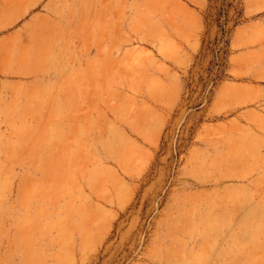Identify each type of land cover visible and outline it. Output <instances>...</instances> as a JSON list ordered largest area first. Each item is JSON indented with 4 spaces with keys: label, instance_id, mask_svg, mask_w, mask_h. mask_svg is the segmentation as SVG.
Returning a JSON list of instances; mask_svg holds the SVG:
<instances>
[{
    "label": "rangeland",
    "instance_id": "1",
    "mask_svg": "<svg viewBox=\"0 0 264 264\" xmlns=\"http://www.w3.org/2000/svg\"><path fill=\"white\" fill-rule=\"evenodd\" d=\"M192 5L0 0V264H264V0Z\"/></svg>",
    "mask_w": 264,
    "mask_h": 264
},
{
    "label": "crops",
    "instance_id": "2",
    "mask_svg": "<svg viewBox=\"0 0 264 264\" xmlns=\"http://www.w3.org/2000/svg\"><path fill=\"white\" fill-rule=\"evenodd\" d=\"M202 3H205V0H189V30H193L195 32V34H198L201 30V28L203 27V16L201 15V13L199 12V10L197 9V7L193 6L192 4L195 5H200ZM193 50L189 49V53H191ZM40 54V52L35 51V56ZM39 58V57H37ZM36 60V58H35ZM41 69L34 67V69H32L31 73H28L26 75H31V76H41ZM2 75V74H0ZM18 75H23L22 73H19Z\"/></svg>",
    "mask_w": 264,
    "mask_h": 264
}]
</instances>
